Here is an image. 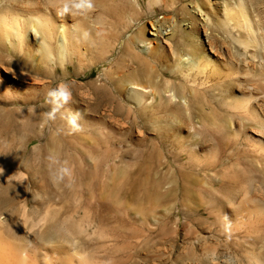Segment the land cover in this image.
I'll return each mask as SVG.
<instances>
[{"label":"rangeland","instance_id":"rangeland-1","mask_svg":"<svg viewBox=\"0 0 264 264\" xmlns=\"http://www.w3.org/2000/svg\"><path fill=\"white\" fill-rule=\"evenodd\" d=\"M52 1L34 10L27 0H0V145L33 138L35 162L38 132L50 182L56 156L94 183V264H171L192 237L211 231L204 238L213 240L225 222L221 205L243 193L264 200V0H130L134 12L120 15L118 0H94L92 12L68 16L60 43L41 33L60 22V0ZM153 23L162 38L149 33ZM100 33L104 48L85 46ZM134 52L152 77L142 76L151 91L139 100L129 89ZM10 74L35 83L16 90L3 80ZM60 82L81 115L75 134L62 118L45 123L47 91ZM81 192L63 203L85 221Z\"/></svg>","mask_w":264,"mask_h":264},{"label":"bare ground","instance_id":"bare-ground-1","mask_svg":"<svg viewBox=\"0 0 264 264\" xmlns=\"http://www.w3.org/2000/svg\"><path fill=\"white\" fill-rule=\"evenodd\" d=\"M27 1H29L32 9L37 10L40 8L38 0ZM105 7L108 8L110 6L107 7L106 5ZM133 7L130 0H118L114 7L112 5V8L119 15L134 12ZM112 8H108V11L113 10ZM54 12L58 15V9H55ZM110 12L113 13V11ZM243 16L245 17V15ZM67 19L71 22V18L68 16L63 18L59 16V23H54L53 20H50L53 30L52 27H46L41 32L42 35L51 37L54 33L55 36H58L56 39L60 43L62 38L58 33L60 34L65 28L64 24ZM74 21L76 22V20ZM68 27L71 26L69 25ZM149 33L154 38H159L162 32L159 26L153 23ZM100 34L102 35V33ZM29 35L30 39L35 40L31 32ZM97 39H99L98 45L96 44ZM107 39L106 35H102L97 36L96 41L89 42L88 40L87 43L82 42L92 50L91 48L94 47L105 46L104 42ZM141 46L143 50L150 52L151 59L159 61L156 52L158 49L154 50L150 42H144ZM132 57L138 63L139 68L137 71L135 70V74L133 73L134 81L128 86L135 97H138L141 93L151 91V87L143 85L141 79L145 77L146 79L142 80H147L150 83L152 77L148 75L149 73L146 74L147 59L136 52L133 53ZM3 80L7 85L12 86L16 90L20 88H22L21 90H29V88H32L33 83H35L28 76H18V74L5 75ZM147 81L145 82L147 83ZM137 99L139 100V97ZM32 139L29 138L18 144L9 143L0 145V169H2V172H0V204L3 205H0V264H94L93 256L94 258L96 257L94 255L96 246L94 242L95 228L92 218L94 183L84 177L83 174H77L74 175V182L71 187H67L66 184L54 185L46 178L43 172L45 164L43 152L44 136L37 132L34 137L39 142V146H37L38 157L35 162H31L27 155L29 143ZM88 177L91 176L88 175ZM70 191L75 194L82 191L80 197L84 200L85 221H82V218L75 217L76 211L79 209L78 207L64 210L63 198ZM221 207L222 210H219L221 211L219 213L220 215L222 213V221L225 222H222L224 225H219L217 231L210 236L213 240L208 241L204 238L206 235L211 234V231L209 234L192 237L188 245H182L183 247L178 254L175 251L176 256L172 259L171 264H264V200L259 197H249L246 193H243L236 203L225 206L221 205ZM187 208L189 209V207ZM228 223L231 224L230 234L224 230L225 224ZM106 240V238L103 239V247L107 246ZM106 252L104 253L107 254ZM162 261L160 262L165 263Z\"/></svg>","mask_w":264,"mask_h":264},{"label":"clouds","instance_id":"clouds-1","mask_svg":"<svg viewBox=\"0 0 264 264\" xmlns=\"http://www.w3.org/2000/svg\"><path fill=\"white\" fill-rule=\"evenodd\" d=\"M94 10V0H60L58 15L79 16L86 15ZM88 33H84L87 39ZM73 93L71 86L67 82H60L56 87L47 91L45 102L49 106V111L45 113V123L54 122L58 117L66 121L71 134L82 131L79 123L81 115L79 112L71 111L68 106L72 103ZM49 176L54 185L66 184L71 187L74 182L73 169L68 161L61 160L56 156H49ZM2 172V169H0ZM231 224H225L224 230L230 234Z\"/></svg>","mask_w":264,"mask_h":264}]
</instances>
